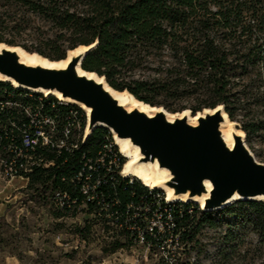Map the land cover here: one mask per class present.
Masks as SVG:
<instances>
[{
  "label": "trees",
  "instance_id": "16d2710c",
  "mask_svg": "<svg viewBox=\"0 0 264 264\" xmlns=\"http://www.w3.org/2000/svg\"><path fill=\"white\" fill-rule=\"evenodd\" d=\"M4 1L8 8L5 12L18 8L28 14L20 22L8 20L9 25L12 24L11 29L16 30L20 23H27L32 17L48 23L54 32L42 36V45L50 47L48 50L15 43L1 35L0 43L20 46L28 52L56 60L65 58L66 48L70 50L96 43L82 60V69L104 76L112 88L127 90L136 99L151 105H154L153 100L142 94L147 81H125L122 75L141 60L144 50L153 48L171 60L164 63L159 73V91L170 96L191 98L195 103L190 107L192 114L222 105L229 119L241 118V129L246 136L264 124V119L250 106L249 100L254 93L243 87L238 79L244 70L258 74L264 70V0ZM58 40L68 45L63 48ZM261 96H258L261 101L255 103L264 108V91ZM163 107L172 113L185 110ZM106 131L103 127H95L78 149L66 155L64 163L35 168L28 175L31 182L51 184V195L56 189L69 188L68 180L63 181L62 178L68 177L78 167L82 155H94ZM123 184L116 185L121 206L131 199V193L135 198L147 193V188L138 181L127 185L126 189ZM82 211L94 215L91 207ZM214 215L230 216L247 224L264 246V201L236 200L222 209L202 210L197 226L187 238L192 239L195 230L204 222L215 226ZM186 221V216H183L181 223ZM119 230L131 245L126 233ZM119 247L121 245L114 246L111 252Z\"/></svg>",
  "mask_w": 264,
  "mask_h": 264
},
{
  "label": "rangeland",
  "instance_id": "374dc122",
  "mask_svg": "<svg viewBox=\"0 0 264 264\" xmlns=\"http://www.w3.org/2000/svg\"><path fill=\"white\" fill-rule=\"evenodd\" d=\"M6 4L0 0V35L15 43L50 49L42 45V36L54 32L50 25L29 17L27 23L11 29L8 20L20 22L28 14L18 8L5 12ZM57 43L63 48L68 45L61 40ZM68 50L65 49V57ZM166 61L171 60L163 52L144 50L141 60L124 72L122 79L147 81L142 94L153 100V106L184 108L191 113L190 107L195 104L191 98L159 91V73ZM260 71L258 74L244 70L238 79L254 93L250 106L264 119V108L255 103L261 101L258 96L262 97L264 91V70ZM230 121L242 130L239 116ZM244 134L245 145L257 161L264 163V124L249 136ZM52 190L51 184L31 182L30 176L6 179L0 174V264H151L137 261L138 251L124 233L92 213H61L51 200ZM212 217L217 224L211 227L204 222L192 237L193 264H264V246L250 226L230 216ZM116 245L121 247L111 252Z\"/></svg>",
  "mask_w": 264,
  "mask_h": 264
},
{
  "label": "built area",
  "instance_id": "2783aa9c",
  "mask_svg": "<svg viewBox=\"0 0 264 264\" xmlns=\"http://www.w3.org/2000/svg\"><path fill=\"white\" fill-rule=\"evenodd\" d=\"M87 112L54 95L16 87L0 79V174L6 179L28 177L35 168L64 163L67 154L84 141ZM103 127V126H96ZM102 136L92 156L82 155L78 167L63 177L67 189L51 195L55 207L80 212L91 207L94 216L123 230L138 251L137 261L151 264H193L189 233L198 224L199 204L169 201L166 192L149 187L124 172L127 157L111 130ZM140 182L147 188L122 206L116 185ZM186 216L187 221L181 223Z\"/></svg>",
  "mask_w": 264,
  "mask_h": 264
},
{
  "label": "water",
  "instance_id": "95a60500",
  "mask_svg": "<svg viewBox=\"0 0 264 264\" xmlns=\"http://www.w3.org/2000/svg\"><path fill=\"white\" fill-rule=\"evenodd\" d=\"M95 44L68 50L63 59L72 50L80 48L64 67H45L23 63L17 49L31 52L20 46L0 43V76L16 87L46 95L59 93L61 99L82 107L87 112L84 140L96 126L108 128L114 138L127 140L138 149L142 162L156 163L158 168L166 170L169 177L163 186L171 190L172 197H167L169 201L196 203L203 211L222 209L236 200L264 201V163L257 161L245 145L242 130L243 135L233 133V144L227 145L221 124L224 114L227 119L229 117L222 105L204 108L195 114L187 109L171 113L162 106L144 102L159 110L150 115L137 107L128 110L104 87L103 82L114 89L104 76L82 69V60ZM35 54L47 61L63 60H49ZM77 67L101 77L102 81L79 74ZM183 111L187 113L183 114ZM168 114L173 117L170 119ZM191 116L196 118L195 123L190 121ZM200 198H203L202 203Z\"/></svg>",
  "mask_w": 264,
  "mask_h": 264
},
{
  "label": "bare ground",
  "instance_id": "6f19581e",
  "mask_svg": "<svg viewBox=\"0 0 264 264\" xmlns=\"http://www.w3.org/2000/svg\"><path fill=\"white\" fill-rule=\"evenodd\" d=\"M80 48L78 47L75 50H72L68 53V56L66 59L60 60V61H47L46 59H42L41 57H38L35 53H25L21 51L20 49H17V53L19 55L20 61H22L25 64L29 65H41L45 67H64L68 59L71 55H75ZM77 70L79 74H84L89 77H94L97 81H102L101 77H95L93 73H87L80 70L79 67H77ZM1 80H4L6 78L0 76ZM104 87L109 91V93L112 95V97L118 101V103L124 107H126L128 110L134 107L139 108L142 111H145L147 114H152L153 112L159 110L155 107H151L147 104H144L142 101L136 100L133 96L128 94L126 91H117L114 89H111L108 87L104 82ZM56 97L61 98L59 93L54 92L53 93ZM88 111V110H87ZM183 114H186L187 111H183ZM180 113V115L182 114ZM168 117L171 119L173 117V114H168ZM195 117L191 116L190 121L192 123H195ZM221 131L222 135L224 137L225 142L229 147L233 144V133H239L243 135V132L236 131L233 127V123L226 118V115L224 114V121L221 124ZM115 142L120 148V151L127 157V160L124 165V172L134 175L138 179H140L143 184L146 186H149L151 188L153 187H163L166 195L168 198L172 197L171 190L165 188L163 186V183L168 179L169 175L166 172V170L158 168L156 163H150V162H142L140 160L141 155L138 152V149L136 147H132L127 140H122L115 138ZM181 199H184V197H181ZM202 199L200 198V203H202Z\"/></svg>",
  "mask_w": 264,
  "mask_h": 264
}]
</instances>
